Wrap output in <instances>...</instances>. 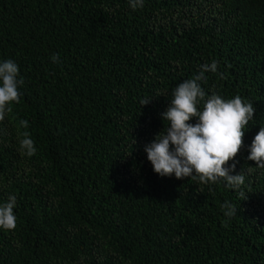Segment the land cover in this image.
I'll use <instances>...</instances> for the list:
<instances>
[{
    "label": "trees",
    "instance_id": "obj_1",
    "mask_svg": "<svg viewBox=\"0 0 264 264\" xmlns=\"http://www.w3.org/2000/svg\"><path fill=\"white\" fill-rule=\"evenodd\" d=\"M9 59L23 84L0 121V204L17 197V226L0 228V264H264V168L247 159L264 127V0H0ZM212 60L205 93L256 109L225 165L245 173L236 191L161 177L144 150Z\"/></svg>",
    "mask_w": 264,
    "mask_h": 264
},
{
    "label": "clouds",
    "instance_id": "obj_2",
    "mask_svg": "<svg viewBox=\"0 0 264 264\" xmlns=\"http://www.w3.org/2000/svg\"><path fill=\"white\" fill-rule=\"evenodd\" d=\"M143 3L144 0H129V7L135 11L143 8ZM51 60L53 63L60 62L56 55ZM218 67L219 62L216 60L203 64L198 75L172 91L170 107L161 114L164 128L144 150L153 171L161 177L174 174L177 179L190 178L200 184L223 183L236 191L245 184V173L241 171L232 175L236 163L233 162L230 167L225 165L235 161L243 146L244 129L254 119L256 109L252 103H245L239 95L226 100L215 92L211 95L205 93L201 86V82L207 79L205 73L217 74ZM220 75L223 78V73ZM18 76L19 66L16 62L11 59L0 62V121L12 111L13 102H20L18 87L23 84V78L18 79ZM151 100L142 101V107ZM201 102L203 109L198 110ZM192 118H197L198 123L190 124ZM20 124L24 128L28 127L27 121H21ZM23 135L20 149L32 156L36 152L34 141L28 132ZM249 153L247 159L255 161L257 168H264V127L254 137ZM248 171L251 172L252 167ZM16 205L15 195H10L5 203L0 204V228H16ZM221 209L228 218L237 216L238 207L228 201L221 205Z\"/></svg>",
    "mask_w": 264,
    "mask_h": 264
}]
</instances>
